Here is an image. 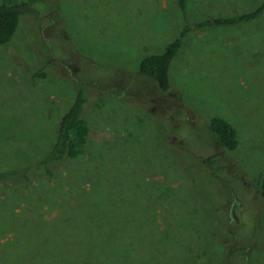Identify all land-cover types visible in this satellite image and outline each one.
I'll return each mask as SVG.
<instances>
[{
  "label": "rangeland",
  "instance_id": "1",
  "mask_svg": "<svg viewBox=\"0 0 264 264\" xmlns=\"http://www.w3.org/2000/svg\"><path fill=\"white\" fill-rule=\"evenodd\" d=\"M262 1L188 0L183 16L177 0L33 4L0 45V167L46 150L77 86L89 134L53 177L1 188L0 264H264V14L189 29L166 92L137 69L185 20ZM211 116L236 128L234 151L208 132ZM90 231L124 242L79 246Z\"/></svg>",
  "mask_w": 264,
  "mask_h": 264
},
{
  "label": "trees",
  "instance_id": "2",
  "mask_svg": "<svg viewBox=\"0 0 264 264\" xmlns=\"http://www.w3.org/2000/svg\"><path fill=\"white\" fill-rule=\"evenodd\" d=\"M36 1L7 0L0 4V45H4L10 40L23 17L37 15L38 11L33 6ZM187 2L188 0H177L182 16L185 15ZM263 14L264 0L254 9L243 10L231 15L211 13L206 19L195 21L192 24L185 20L186 26L182 27L160 52L147 54L140 59L137 68L138 72L148 77L159 91L166 92L171 88L170 73L173 60L182 47L183 40L189 33V29H198L205 26H232L250 23L263 17ZM182 18L186 19V17ZM32 77L42 79L45 77V72L38 70L33 73ZM85 102L84 89L81 86H77L71 102L57 120L53 139L46 147V150L38 155V157L28 161L23 167L21 165L0 167V190L7 184L25 187L41 179L48 180L54 176V171L59 163L67 160H75L81 155L89 134L88 125L84 118ZM207 130L225 150L234 151L238 147L236 128L225 118L211 116L208 120ZM258 184L260 194L264 197V170L258 179ZM114 200L116 201L117 198H114ZM129 202L123 204V207L128 208L129 204H131ZM107 207L109 208V206ZM101 208H103V205L95 209L100 210ZM107 220L110 221L112 219L108 218L106 222ZM77 221L84 225L82 222L85 219L79 217ZM119 222L120 224H125L127 227L131 223L128 219L122 220L121 218ZM106 224L105 222H97V225L109 227ZM90 225L93 226L94 223H90ZM133 226L135 225H131V227ZM77 241H79V246L84 243L83 241H89L94 242L95 248L98 247L99 250L105 249L109 251L106 249L109 247L112 249L111 251H118L119 243L121 242L122 244L124 239H111L104 232L94 233L90 231L82 234L80 238H77ZM147 253L149 254L148 251ZM65 263L67 262L64 261L61 264Z\"/></svg>",
  "mask_w": 264,
  "mask_h": 264
}]
</instances>
